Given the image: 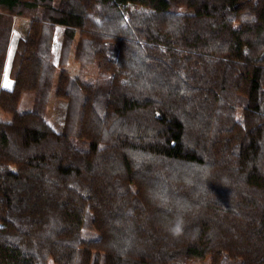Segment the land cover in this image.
<instances>
[{"label": "trees", "instance_id": "obj_1", "mask_svg": "<svg viewBox=\"0 0 264 264\" xmlns=\"http://www.w3.org/2000/svg\"><path fill=\"white\" fill-rule=\"evenodd\" d=\"M151 1L0 0V264H264V0Z\"/></svg>", "mask_w": 264, "mask_h": 264}, {"label": "rangeland", "instance_id": "obj_2", "mask_svg": "<svg viewBox=\"0 0 264 264\" xmlns=\"http://www.w3.org/2000/svg\"><path fill=\"white\" fill-rule=\"evenodd\" d=\"M140 1H141V4L144 6L153 7V8L157 7V5L151 0H140ZM12 18H13V23H12L10 38L7 44L6 54H5V58H4V62H3L2 70H1L2 82H6V80L10 79L8 77V68H9V63L11 59L10 54L12 55L11 50L13 52L12 48H14L15 41L17 40V38L22 37L27 32V20L26 19L18 18L15 16H13ZM58 45H59V30L55 29L54 36L51 42V47H50L53 62H56V59H57ZM96 55L100 57L99 52H97ZM111 67L112 65L106 61H103V62L100 61V63L98 64V67L96 66L97 69L101 68L105 71H109ZM64 68L67 70V72L70 75H75L76 73L80 71L78 70L77 64L71 60V53H69L68 55ZM91 73L92 74L90 73L88 74H90L91 76L92 75L94 76V72H91ZM90 75H87V73H84V76L88 77ZM28 103L29 101L27 97L25 96H22L21 99L19 100L20 107L26 106L28 105ZM63 111H64V100L59 99V98L50 97L48 104H47V109H46V119L48 123L54 129H58L60 127V124L62 122V117H63ZM0 117L6 118V115L0 113ZM72 155H73L72 151L68 148H65L64 155H63L64 158L71 157Z\"/></svg>", "mask_w": 264, "mask_h": 264}, {"label": "crops", "instance_id": "obj_3", "mask_svg": "<svg viewBox=\"0 0 264 264\" xmlns=\"http://www.w3.org/2000/svg\"><path fill=\"white\" fill-rule=\"evenodd\" d=\"M13 49V48H12ZM11 53H12V50H11ZM10 56H11V54H10ZM11 79H8V80H6V82H2V78H0V83H1V85H3L4 87H9L10 85H11Z\"/></svg>", "mask_w": 264, "mask_h": 264}]
</instances>
